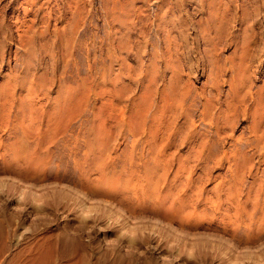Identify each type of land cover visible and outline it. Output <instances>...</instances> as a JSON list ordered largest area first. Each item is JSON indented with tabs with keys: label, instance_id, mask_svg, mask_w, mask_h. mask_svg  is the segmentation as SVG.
I'll return each instance as SVG.
<instances>
[{
	"label": "rangeland",
	"instance_id": "obj_1",
	"mask_svg": "<svg viewBox=\"0 0 264 264\" xmlns=\"http://www.w3.org/2000/svg\"><path fill=\"white\" fill-rule=\"evenodd\" d=\"M32 94L42 100L73 97L51 135L57 146L79 142L98 110L113 137L123 111L130 123L142 118L141 124L157 133L153 154L129 140L113 152L119 167L125 163L127 171L142 173L144 162H152L171 188L202 190L211 200L215 189L232 192L233 202H245L252 218L264 221V0H0V97L9 101L0 117V153L22 130L14 121L12 98ZM205 216L214 220L209 230L229 237L213 210ZM16 218L21 231L36 220ZM167 230L160 243L172 246L179 240L177 263L225 264L214 248L199 257L193 247V257L187 256L183 249L195 242L192 229H185L184 237ZM5 231L0 241L7 245L0 247L17 241ZM110 234L106 240L96 236L99 252H129L120 251ZM150 238L157 242V236ZM163 252L151 256L153 264H173Z\"/></svg>",
	"mask_w": 264,
	"mask_h": 264
},
{
	"label": "bare ground",
	"instance_id": "obj_2",
	"mask_svg": "<svg viewBox=\"0 0 264 264\" xmlns=\"http://www.w3.org/2000/svg\"><path fill=\"white\" fill-rule=\"evenodd\" d=\"M43 98L45 101L36 94L12 98L17 109L14 121L21 124L22 130L18 140L3 146L0 153V212L3 213L0 233L6 230L17 241L12 240V246L5 247L8 237L4 236L6 245L0 249L5 252H0V264H64L71 260H76L73 264H153L151 256L156 252L162 255L165 250L170 255L169 261L180 264L179 259L177 263L182 254L179 240H172L174 246L160 243L165 228L179 235L185 229L193 230L194 244L187 251L188 245L183 249L191 258L193 247L199 257L214 248L224 255L225 264H264V240L258 238L259 221L263 220L253 219L252 209L245 202H233L234 193L224 194L223 190L215 189L211 192L215 200H211L202 190L188 193L182 187L171 188L156 173L157 165L152 162H144L142 173L127 171L125 163L118 166L121 159L113 152L128 140L132 147L140 144L144 151L154 153L152 142L157 131L141 124L142 118L138 124L130 123L124 118L126 114L119 112L112 137L98 110L92 113L79 142L72 140L68 146L60 147L51 135L61 127L73 97ZM8 102L4 96L0 97V117L6 112ZM27 117L29 123L23 127ZM57 150L66 154L58 156ZM226 196L230 197L229 201ZM207 209L218 215L223 230L231 233L228 238L209 230L214 220L206 219ZM18 216L36 220L29 229L21 231ZM54 226H58L56 230ZM109 233L116 246L128 248L129 252L123 256L119 255V249V253L114 249H109V253L99 252V246H94L96 236L106 240ZM150 235L157 236V242ZM44 238L48 252L43 250ZM23 241L28 242L27 246L23 244L14 253L13 248ZM228 250L232 254H226Z\"/></svg>",
	"mask_w": 264,
	"mask_h": 264
}]
</instances>
